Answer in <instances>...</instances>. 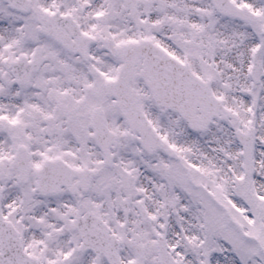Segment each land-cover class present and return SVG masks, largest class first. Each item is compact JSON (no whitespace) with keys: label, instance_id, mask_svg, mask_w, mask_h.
I'll list each match as a JSON object with an SVG mask.
<instances>
[{"label":"snow or ice","instance_id":"1","mask_svg":"<svg viewBox=\"0 0 264 264\" xmlns=\"http://www.w3.org/2000/svg\"><path fill=\"white\" fill-rule=\"evenodd\" d=\"M0 264H264V0H0Z\"/></svg>","mask_w":264,"mask_h":264}]
</instances>
